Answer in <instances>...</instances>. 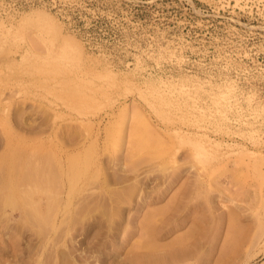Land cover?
I'll use <instances>...</instances> for the list:
<instances>
[{"label": "rangeland", "instance_id": "rangeland-1", "mask_svg": "<svg viewBox=\"0 0 264 264\" xmlns=\"http://www.w3.org/2000/svg\"><path fill=\"white\" fill-rule=\"evenodd\" d=\"M0 264H264V0H0Z\"/></svg>", "mask_w": 264, "mask_h": 264}, {"label": "bare ground", "instance_id": "bare-ground-1", "mask_svg": "<svg viewBox=\"0 0 264 264\" xmlns=\"http://www.w3.org/2000/svg\"><path fill=\"white\" fill-rule=\"evenodd\" d=\"M30 17H31V15H30ZM31 18H32V17H31ZM31 18H29V16H26V17L24 16V17H22L21 20L19 21L20 23H19V22H18V23H19V24H21V23H23V22L25 23V21H26V23H28L29 21H27V19H31ZM32 20H33V19H32ZM26 23H25V24H26ZM22 25H23V24H22ZM22 25H21V26H22ZM21 26H18V27H21ZM67 41H68V40H67ZM67 41H66L65 39L62 40V42H63V44H62V42H61V44H62V49H65V48H63V47H66L65 50L67 51V53L71 54V53H70V50L72 49V46L70 47V45H71L70 43H71V42H70V41L67 42ZM66 44H67V45H66ZM69 44H70V45H69ZM60 47H61V46H60ZM67 47H68V49H67ZM69 47H70V49H69ZM65 50H64V52H65ZM62 51H63V50H62ZM71 51H72V50H71ZM171 85H172V87H173V86H176L177 84H176V85L171 84ZM171 85H170V86H171ZM178 85H181V83L178 84ZM178 85L176 86L177 88H179ZM183 86H184V85H183ZM183 86L181 85L182 88L180 87V89H184ZM176 87H175V88H176ZM180 89H178V90L181 91ZM168 91H169V89H168ZM182 91H183V90H182ZM214 102H215V101H214ZM216 103H217V101H216ZM200 149H202V152H204V149H203V148H200ZM197 150H199V149H197ZM200 151H201V150H200ZM202 152H201V153H202ZM198 153H199L198 155H204V154H201L199 151H198ZM205 154H206V151H205Z\"/></svg>", "mask_w": 264, "mask_h": 264}]
</instances>
